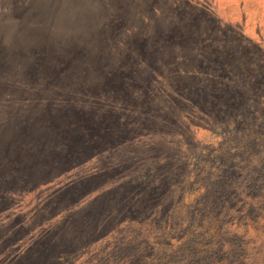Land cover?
<instances>
[{"label":"rangeland","instance_id":"374dc122","mask_svg":"<svg viewBox=\"0 0 264 264\" xmlns=\"http://www.w3.org/2000/svg\"><path fill=\"white\" fill-rule=\"evenodd\" d=\"M256 109L264 0H0V264L133 262L149 206L193 202L194 184L216 198L224 172L221 196L251 184L263 204L257 136L201 161Z\"/></svg>","mask_w":264,"mask_h":264},{"label":"trees","instance_id":"16d2710c","mask_svg":"<svg viewBox=\"0 0 264 264\" xmlns=\"http://www.w3.org/2000/svg\"><path fill=\"white\" fill-rule=\"evenodd\" d=\"M254 71H257V68ZM236 102L237 98H234L227 108L232 109V106H236ZM233 110L229 112L232 113ZM237 118V121L231 119L229 126L228 124L223 126L229 132L219 133L221 147L204 157L201 160L202 166L207 159L213 162V167L220 166L221 161L225 160L223 154L228 143H233V157L240 158L236 151L239 153L251 149L248 141L256 136L254 140L260 145L259 151L264 153V111L256 109L251 113L238 115ZM239 122H243L242 125L247 129V133L241 134V131L237 130ZM236 139L240 140V144H236ZM227 175V172L222 173L218 177L219 182L222 183ZM221 183L214 185L216 198L213 199L204 196L206 186L194 184L193 202H185L184 196H181V200L175 204L167 202L163 205L149 206L147 211L150 213V224L147 222V226L150 225L149 236L153 237L152 241L150 243L149 240L146 241L142 254H139L138 249L133 262L129 261L127 264H264V203L249 205L244 202L243 195L247 197L246 192L249 190L243 189H247V186L251 188V184L245 187L239 186L242 194L235 188L234 185L237 184H229L231 189L226 190L225 196H221V189L226 186ZM240 198L242 200H239ZM252 206L260 215L258 221L247 219L246 210ZM177 210L179 212H176ZM165 213L171 217L167 221V237L161 233L164 230L161 220ZM127 219L133 222L131 217ZM129 223L126 224L125 229L128 228ZM118 252L121 256V251ZM72 254L77 255L80 264H87L92 261L95 252Z\"/></svg>","mask_w":264,"mask_h":264}]
</instances>
